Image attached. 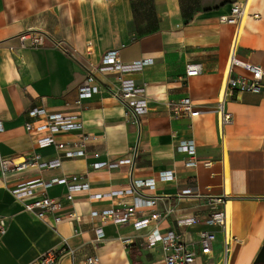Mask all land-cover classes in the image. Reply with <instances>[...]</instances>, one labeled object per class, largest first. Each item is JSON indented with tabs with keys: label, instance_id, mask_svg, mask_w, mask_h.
I'll use <instances>...</instances> for the list:
<instances>
[{
	"label": "crops",
	"instance_id": "0c3cea01",
	"mask_svg": "<svg viewBox=\"0 0 264 264\" xmlns=\"http://www.w3.org/2000/svg\"><path fill=\"white\" fill-rule=\"evenodd\" d=\"M237 2L247 6V17L236 56L264 69V0H0V161L22 160L35 153L44 161H62L55 169L30 167L7 175L0 167V217L7 224L6 233L0 235V264H34L60 247L63 239L75 251V261L96 256L100 264H163L161 246L144 245L154 224L141 231L132 224L106 225L104 240L97 241L95 228L100 221L78 225L70 214L109 208L115 201L89 196L127 189L136 180L157 178L164 171H174L175 179L157 183L155 194L160 199L155 210L174 212L158 224L160 233L181 235L199 253L194 264H224L219 228L179 222L209 217L219 207L209 199L227 195L235 238L228 264H254L264 245V89L260 94L239 93L227 101L234 123L225 129L224 143L216 113L235 32V26L222 22V17L230 15ZM28 31L45 34L49 41L44 46L22 42ZM114 49L125 63L153 61L143 71L126 75L146 87L149 113L138 122L108 95L75 104L90 63H99L103 54ZM189 64H201L202 73L187 77ZM234 72L245 74L239 68ZM186 97L201 115L190 117L178 110ZM34 108L80 116L84 131L60 134L57 139L75 142L84 133L91 135L94 139L86 147V157L66 159L52 147L38 149L25 130ZM190 140L196 145L197 166L179 149L181 142ZM127 159L133 162L116 169L92 167ZM72 175L85 176L90 191L77 194L70 203L65 200V186L47 189L49 197L65 205V219L57 231L51 228V217L38 220L12 194L20 184ZM186 190L192 194L183 195ZM35 192L39 197L43 189ZM77 229L80 234L75 235ZM206 231L216 233L208 256L200 255L199 244ZM60 264H73V260L66 256Z\"/></svg>",
	"mask_w": 264,
	"mask_h": 264
},
{
	"label": "built area",
	"instance_id": "2783aa9c",
	"mask_svg": "<svg viewBox=\"0 0 264 264\" xmlns=\"http://www.w3.org/2000/svg\"><path fill=\"white\" fill-rule=\"evenodd\" d=\"M247 17V6L244 3H234L231 13L222 17V22L235 26V32L232 40L231 51L228 59L227 77L225 85L220 93L217 113V124L220 139L225 141V129L234 123V117L226 109L228 100L239 93L260 94L264 89V69L259 65L250 64L239 60L236 56L242 28ZM31 40L36 46H44L49 37L45 34H37L34 31H28L21 37V41ZM88 52L93 54L92 47ZM153 63L152 59H144L131 63H125L121 60L120 51L114 49L102 55L99 63H90L89 69H86V77L83 83L77 89V99L75 104L81 106L83 101L92 99L95 96L108 95L120 101L127 110V116L139 121V118L149 113L147 91L145 85L139 86L133 79L126 75L141 72L143 69ZM239 68L245 74H235L234 69ZM202 73L201 64H189L186 68L187 77H195ZM103 78H112L114 82L101 81ZM178 110L190 117H198L201 111L198 110L193 101L189 98H183L178 105ZM30 120L25 124V130L34 140L38 149L54 148L63 153L66 159L86 157V147L94 139L91 135L83 134L78 141L61 142L57 136L71 132H83L84 123L80 116L66 115L61 111H48L44 108H34L29 111ZM3 129L0 123V131ZM182 153L191 157L192 164L197 166L199 161L196 157V145L194 141H183L179 144ZM98 157V154H95ZM133 162L132 159L119 161L117 163L97 162L92 164L94 170L103 168L116 169L121 165H128ZM62 164L61 158L51 161H44L40 154H33L31 157L16 159L6 158L0 161V167L3 175L14 171H24L30 167H37L39 170L55 169ZM209 164H206L208 166ZM175 179L174 171H164L158 174L157 178L147 180H136L131 183L129 188L118 191H111L105 194H93L89 198L92 200L110 199L115 201L112 206L103 210H94L89 214L77 216L74 213L70 217L76 220L78 225L90 224L98 219L100 226L95 228L97 241L105 238L103 228L106 225L122 226L132 224L136 231L148 229L152 224L154 227L146 235L144 245L147 248L161 246L164 254L163 264H194L199 256L195 248L187 244L181 235L174 231L160 233L158 224L170 216L174 211L167 209L164 212L156 211L159 197L155 194L158 182H169ZM54 185L65 186L67 193L65 200L72 203L79 193L90 191V185L86 182L85 176L72 175L62 177L61 179H52L47 182L33 181L17 186L12 194L16 200L21 201L24 210L30 213L38 220L44 221L48 217L53 219L52 230L57 231V227L65 217L62 215L65 209L64 201L57 198H51L47 195V189ZM43 189L42 195L37 197L36 189ZM147 189L149 194H145L141 189ZM192 194L191 190L183 191V195ZM130 198L131 200H126ZM210 202L219 206L214 213L205 219L189 218L179 222V225L193 226L203 224L208 227H216L222 232L224 237L225 263L228 264V257L233 241L235 240L230 223V215L226 208L227 195L218 198H210ZM151 210L149 214H142L143 210ZM7 231L6 220L0 217V235ZM75 235L80 234L75 230ZM216 241L215 232H202L200 236V255L208 256L212 253L213 244ZM125 244H129V239H124ZM70 256L73 264H100L98 257H87L80 261H75V251L70 248L66 239H63L60 247L51 249L44 253L34 264H60V261Z\"/></svg>",
	"mask_w": 264,
	"mask_h": 264
},
{
	"label": "water",
	"instance_id": "95a60500",
	"mask_svg": "<svg viewBox=\"0 0 264 264\" xmlns=\"http://www.w3.org/2000/svg\"><path fill=\"white\" fill-rule=\"evenodd\" d=\"M254 264H264V245L256 257Z\"/></svg>",
	"mask_w": 264,
	"mask_h": 264
},
{
	"label": "rangeland",
	"instance_id": "374dc122",
	"mask_svg": "<svg viewBox=\"0 0 264 264\" xmlns=\"http://www.w3.org/2000/svg\"><path fill=\"white\" fill-rule=\"evenodd\" d=\"M141 1H143V0H141Z\"/></svg>",
	"mask_w": 264,
	"mask_h": 264
}]
</instances>
